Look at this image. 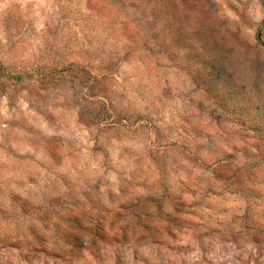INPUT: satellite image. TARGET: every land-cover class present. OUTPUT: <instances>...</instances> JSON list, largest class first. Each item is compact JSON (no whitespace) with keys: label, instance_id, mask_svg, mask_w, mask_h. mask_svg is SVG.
Instances as JSON below:
<instances>
[{"label":"rangeland","instance_id":"1","mask_svg":"<svg viewBox=\"0 0 264 264\" xmlns=\"http://www.w3.org/2000/svg\"><path fill=\"white\" fill-rule=\"evenodd\" d=\"M0 264H264V0H0Z\"/></svg>","mask_w":264,"mask_h":264}]
</instances>
